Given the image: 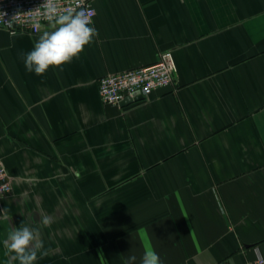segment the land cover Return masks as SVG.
I'll return each instance as SVG.
<instances>
[{
    "label": "crops",
    "instance_id": "0c3cea01",
    "mask_svg": "<svg viewBox=\"0 0 264 264\" xmlns=\"http://www.w3.org/2000/svg\"><path fill=\"white\" fill-rule=\"evenodd\" d=\"M98 36L43 76L24 55L44 30L0 28V264L17 227L35 264H243L264 256V0H90ZM173 82L127 103L98 80L158 62ZM47 216L51 224L37 223Z\"/></svg>",
    "mask_w": 264,
    "mask_h": 264
},
{
    "label": "clouds",
    "instance_id": "9594fccd",
    "mask_svg": "<svg viewBox=\"0 0 264 264\" xmlns=\"http://www.w3.org/2000/svg\"><path fill=\"white\" fill-rule=\"evenodd\" d=\"M32 13L35 14L34 18L47 21L46 30L39 36L33 49L24 55L26 71L37 76H43L50 67L60 68L62 71L64 64L77 58L84 47L98 36L97 30L90 26L91 20L84 11H61L57 0H43L35 10L28 12L30 15ZM6 15V12L0 11V21H4ZM10 22L6 23L10 24ZM36 27L37 30L40 29L39 23ZM0 213L6 215L7 210L0 209ZM37 223L48 227L51 219L43 216ZM5 244L8 251L14 253V259L18 260L19 264H35L38 258L47 255L39 230L28 226L10 230ZM136 259L135 255H131L126 264H134ZM141 264H161V258L154 249L146 247L141 257Z\"/></svg>",
    "mask_w": 264,
    "mask_h": 264
},
{
    "label": "built area",
    "instance_id": "2783aa9c",
    "mask_svg": "<svg viewBox=\"0 0 264 264\" xmlns=\"http://www.w3.org/2000/svg\"><path fill=\"white\" fill-rule=\"evenodd\" d=\"M42 3L43 0H0V11L7 13L4 16L5 22L0 21V28H5L13 33H38L47 21L34 18L35 14L30 15L28 12L35 10ZM57 4L61 11H84L89 16L91 23L96 15V8L90 0H57ZM9 21H11L10 24L6 23ZM37 23L40 25L39 30L36 27ZM177 70L173 51L166 50L161 53L155 64L101 76L98 80L100 95L105 102L111 104H118L128 96L133 97L136 92L148 97L155 90L170 85ZM11 190L12 184L7 167L0 157V196L8 194ZM243 264H264V256L259 254L256 258Z\"/></svg>",
    "mask_w": 264,
    "mask_h": 264
},
{
    "label": "water",
    "instance_id": "95a60500",
    "mask_svg": "<svg viewBox=\"0 0 264 264\" xmlns=\"http://www.w3.org/2000/svg\"><path fill=\"white\" fill-rule=\"evenodd\" d=\"M142 97H144L143 94H141L140 92H136L133 97H130V96L126 97L122 101V103H127V102H129V101H131L133 99H138V98H142Z\"/></svg>",
    "mask_w": 264,
    "mask_h": 264
}]
</instances>
